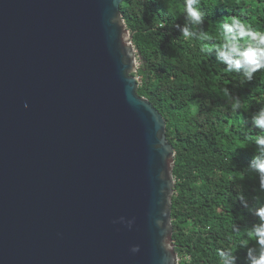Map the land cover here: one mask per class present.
I'll use <instances>...</instances> for the list:
<instances>
[{
    "label": "water",
    "instance_id": "water-1",
    "mask_svg": "<svg viewBox=\"0 0 264 264\" xmlns=\"http://www.w3.org/2000/svg\"><path fill=\"white\" fill-rule=\"evenodd\" d=\"M123 1L0 0V264H177L175 152Z\"/></svg>",
    "mask_w": 264,
    "mask_h": 264
},
{
    "label": "trees",
    "instance_id": "trees-1",
    "mask_svg": "<svg viewBox=\"0 0 264 264\" xmlns=\"http://www.w3.org/2000/svg\"><path fill=\"white\" fill-rule=\"evenodd\" d=\"M199 6L204 29L217 42L214 22L229 15L264 30V0H200ZM120 8L139 56L138 94L166 120L175 152L172 225L180 264H220L218 248L246 264L244 246L254 239L234 227L256 221L236 201L235 186L244 185L250 204L264 196L255 174L242 173L253 156L244 137L250 113L264 104V70L242 84L224 65L215 66L214 54H201L200 42L181 37L174 25L184 23V0H124ZM224 87L242 99L239 112L225 107Z\"/></svg>",
    "mask_w": 264,
    "mask_h": 264
},
{
    "label": "clouds",
    "instance_id": "clouds-1",
    "mask_svg": "<svg viewBox=\"0 0 264 264\" xmlns=\"http://www.w3.org/2000/svg\"><path fill=\"white\" fill-rule=\"evenodd\" d=\"M200 0H184V23L174 25L180 36L186 40L200 42L199 52L215 58V66L224 65L223 71L235 73L240 82L250 83L257 73L264 70V30L254 27L238 15H229L214 22L219 41L213 39L209 31L204 29L206 12L200 6ZM164 28V23L159 24ZM132 35V34H131ZM139 67V66H138ZM138 82L139 78L137 77ZM225 107L233 112H239L243 107L242 99L234 95L229 87L223 88ZM258 111L250 113L249 122L251 128L246 129L244 137L249 142L253 156L248 166L242 171L244 174L254 173L255 179L259 181V189L264 192V104ZM25 108L28 104L25 103ZM238 201L248 213L255 218L254 223L246 225L241 230L237 225L234 232L244 231L246 238L254 239L251 247L246 248V264H264V196L257 195L252 198V203L245 195L243 184L235 186ZM120 222L126 223L129 228L134 220H127L122 217ZM140 246L134 245L131 248L133 254L140 252ZM220 264H237L238 257L231 251L223 248L217 249Z\"/></svg>",
    "mask_w": 264,
    "mask_h": 264
},
{
    "label": "built area",
    "instance_id": "built-area-1",
    "mask_svg": "<svg viewBox=\"0 0 264 264\" xmlns=\"http://www.w3.org/2000/svg\"><path fill=\"white\" fill-rule=\"evenodd\" d=\"M180 262H181V259L179 258L178 261H177V264H180Z\"/></svg>",
    "mask_w": 264,
    "mask_h": 264
}]
</instances>
